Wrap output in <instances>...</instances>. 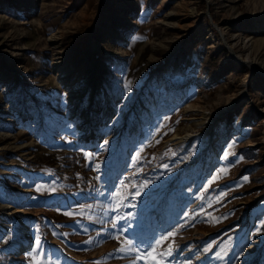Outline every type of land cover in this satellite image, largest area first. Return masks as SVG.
Here are the masks:
<instances>
[{"label":"rangeland","instance_id":"rangeland-1","mask_svg":"<svg viewBox=\"0 0 264 264\" xmlns=\"http://www.w3.org/2000/svg\"><path fill=\"white\" fill-rule=\"evenodd\" d=\"M244 58L264 68V0H0V264H264Z\"/></svg>","mask_w":264,"mask_h":264},{"label":"bare ground","instance_id":"bare-ground-1","mask_svg":"<svg viewBox=\"0 0 264 264\" xmlns=\"http://www.w3.org/2000/svg\"><path fill=\"white\" fill-rule=\"evenodd\" d=\"M244 62H247L252 70H259V72L262 75H264V68H260V67L254 66L248 60H245V58H244ZM59 67H60V65H59ZM60 69H63V67L59 68V70ZM96 75H99V74H96ZM67 77L68 76L66 75V76H63L61 78L63 83L67 84ZM100 118H101V116H99V114L96 113V114H94V117L90 120V123L85 125L86 129H91L92 130L91 133L93 135L94 140L98 137V135H100V130H99L100 129L99 128V123H100L99 119ZM203 118H205V116ZM86 122L87 121H84L83 123H86ZM196 135L197 134H194V133H192L190 131H187L182 136H180L179 137L180 140H179V144H178L179 147H180V150L184 151L187 147H190V145H191L192 141L194 140V138L196 137ZM202 138L205 141V144L199 149V153L202 154V153H205V152H209L213 158H218V154L216 152V148L212 144L213 143V139H214L213 136H209L207 134H203ZM196 158H197V155H195L193 157H186V158L182 159V162L180 164V168L190 165L191 163H193L196 160ZM175 176H176V173H174L171 176V179H173ZM168 185L169 184L167 182H164V183L160 184L159 186H157L154 189V191L152 192V196L154 198V201H155L156 205H157V203H160V201L162 200L163 194H164L166 188L168 187ZM5 208H7V207H5V206L1 207L2 210L5 209ZM24 247H27V245L24 246Z\"/></svg>","mask_w":264,"mask_h":264},{"label":"snow or ice","instance_id":"snow-or-ice-1","mask_svg":"<svg viewBox=\"0 0 264 264\" xmlns=\"http://www.w3.org/2000/svg\"><path fill=\"white\" fill-rule=\"evenodd\" d=\"M262 227H264V225H262ZM259 231V230H258ZM171 235V234H170ZM164 239H167V237H161L160 240L156 241L157 244H160ZM36 245H37V250L40 248V242L39 240L36 241Z\"/></svg>","mask_w":264,"mask_h":264},{"label":"water","instance_id":"water-1","mask_svg":"<svg viewBox=\"0 0 264 264\" xmlns=\"http://www.w3.org/2000/svg\"><path fill=\"white\" fill-rule=\"evenodd\" d=\"M181 170H182V169H180L178 173H180ZM172 180H173V179H172Z\"/></svg>","mask_w":264,"mask_h":264}]
</instances>
